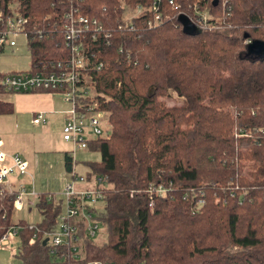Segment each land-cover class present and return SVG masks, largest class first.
Wrapping results in <instances>:
<instances>
[{"label": "trees", "instance_id": "16d2710c", "mask_svg": "<svg viewBox=\"0 0 264 264\" xmlns=\"http://www.w3.org/2000/svg\"><path fill=\"white\" fill-rule=\"evenodd\" d=\"M153 1L0 0L1 11L15 5L26 18L29 69L71 58L62 36L69 6L95 21L82 44L109 126L106 139L87 143L99 161L83 162L80 175L85 187L102 185L101 201L85 210L104 241L74 218L76 252L50 255L43 233L55 229L61 201L37 195L39 221L13 223V194L3 192L0 238L18 228L10 264H264V57L247 51L249 42L264 43V0H172L183 8L226 1L229 29L221 32L183 28L175 11L157 27L140 17L133 30L118 28L121 3ZM170 95L180 103L167 106ZM11 112L0 101V115ZM72 162L63 154L67 173ZM158 185L166 192L149 199Z\"/></svg>", "mask_w": 264, "mask_h": 264}, {"label": "built area", "instance_id": "2783aa9c", "mask_svg": "<svg viewBox=\"0 0 264 264\" xmlns=\"http://www.w3.org/2000/svg\"><path fill=\"white\" fill-rule=\"evenodd\" d=\"M184 3L186 0H183ZM206 2L207 0H203ZM160 0H154L149 7L136 5L129 7L121 3L119 10L118 28L133 30L134 21L140 17H146L147 28L157 27L171 18L170 11H175L174 16L183 28H191L195 32H221L229 29L225 23V17L229 16V7L226 1H218L217 7L201 5L199 1L187 3L183 6L167 0L166 8L158 4ZM183 8V9H182ZM62 36L66 46L70 47L71 58L65 63L42 64L37 68L34 66L24 72L9 73L0 76V89L10 94H31L35 92L57 93L62 101L67 104L64 122L61 128V139L71 145L72 151L67 154L72 159L70 180L65 182L59 192L62 203V213L57 218V225L51 232L43 233L49 254L55 255L58 249L71 247L76 252L74 244L77 242V228L72 219L80 218L85 223L84 229L90 239H94L99 231V225L93 221L92 215L86 212V206H94L102 199L100 192V180H93L91 185L85 187L82 176L74 170V153L84 151L87 143L95 139H106L109 126L105 122V112L99 109L96 92L90 72V65L83 40L86 32L96 25L94 20H89L82 15L76 7L69 6L62 16ZM27 21L15 9L10 6L7 11L0 10V50L5 44L14 47L15 43L10 40L14 35H21L25 41ZM99 28V27H98ZM41 32L37 31L36 35ZM9 41L7 42V40ZM92 39V38H91ZM101 64L97 65V69ZM34 125L44 123L42 114H37L33 119ZM28 176L26 165L18 154H7L2 150L0 143V193L13 194L14 210L19 211L26 203L27 198L36 199L37 194L33 190H26L22 183L14 182L13 179ZM79 186V187H76ZM166 189L158 185L148 189L149 199L151 195H162ZM52 195H47L49 200ZM201 202L197 205L199 206ZM151 207V202L148 205ZM17 227H12L0 238V249H7L12 257L15 256L17 248H14L13 240L16 239ZM28 229L37 230L33 225ZM34 234L29 239L31 244ZM43 239V240H44ZM73 246V247H72ZM12 247V248H10ZM87 264H102L93 261Z\"/></svg>", "mask_w": 264, "mask_h": 264}, {"label": "rangeland", "instance_id": "374dc122", "mask_svg": "<svg viewBox=\"0 0 264 264\" xmlns=\"http://www.w3.org/2000/svg\"><path fill=\"white\" fill-rule=\"evenodd\" d=\"M10 40L15 43V46L8 47L7 44L4 43L2 50H0V74L4 75L9 73L24 72L29 69V54L26 48V41L24 37L21 35H14ZM8 41L9 39L7 42ZM0 99H3V97ZM179 103L180 100L178 98H176L174 95H170L166 105L170 106ZM21 130L23 132H20ZM21 130L19 128L18 131H12V133L18 137H16L15 140L22 144H27L28 142L34 143L35 145L32 152L37 153L35 155H29V164H25L28 176H25L21 182L26 185V190H30L32 187L34 189V193L37 195L48 194L52 195L55 200H60V197L57 195L59 194L58 192H60L61 187L64 185L63 179H65V181L70 180V175L64 171L62 158L63 154L71 153V145L64 143L61 139V135H58L49 127L44 132V134L40 132V129L35 131L36 133L33 135L30 134L32 130L31 128L24 129L22 127ZM19 134L22 136H19ZM41 137L43 140L45 137V140L48 142L52 141L54 144V147L51 148V150H53L51 153L48 152V148L45 147V149H43L44 144L40 142ZM47 141L45 142L47 143ZM74 159L76 162L74 166L75 172L77 174H83L86 172V168L82 165V163L97 162L99 161V156L97 153L76 151L74 153ZM33 160L37 164H33ZM47 188L49 190H47ZM27 201L29 202L27 203ZM39 219V215L35 209V199L33 200L31 198H27L22 209L19 211L15 210L12 215L13 223H16L18 220H24L27 223H34L39 221ZM93 240L98 243L104 241V233L101 229L98 231L97 236ZM14 241L15 239L13 242ZM13 245H15L14 248H17L18 246L16 241L13 243ZM14 261L15 259L10 255V252L7 249H0V264H10Z\"/></svg>", "mask_w": 264, "mask_h": 264}, {"label": "crops", "instance_id": "0c3cea01", "mask_svg": "<svg viewBox=\"0 0 264 264\" xmlns=\"http://www.w3.org/2000/svg\"><path fill=\"white\" fill-rule=\"evenodd\" d=\"M1 97H3V99H0V101L10 103L12 106V112L9 115H0V143L2 146V150L7 154H18L21 159L24 160L25 164H29V155L37 154L32 152L35 144L32 142H28L27 144L17 142V140H15L17 135L13 134L12 131H18L19 128L21 130V128L23 127L24 129L31 128L32 130L30 134L32 135L36 133L35 131H38V129H40V132L44 134V132L49 127L52 131H55L58 135H61V128L64 122L65 112L68 109L67 104L62 101L60 95L57 93L35 92L31 94H10L3 92L0 94V98ZM37 114H42L44 118L43 124L34 125L32 123V119ZM20 132L23 131L21 130ZM19 136L22 135L19 134ZM45 141H47L45 140V137L44 140L42 139V137L40 138V142L44 144L43 149H45L46 147L49 150L48 152L51 153L53 151L51 150V148L54 147V144L52 143V141H47V143ZM34 163L37 164L33 160V164ZM85 171H87V169ZM22 179L23 178H19L16 180L13 179L12 181L22 183ZM65 182L67 181L63 179V184ZM30 190H33L34 192V189L32 187ZM47 190L49 189L47 188ZM57 196H59V194ZM28 202L29 201H27V203ZM15 241L18 244L17 238L15 239ZM14 246L15 245H13V247Z\"/></svg>", "mask_w": 264, "mask_h": 264}, {"label": "water", "instance_id": "95a60500", "mask_svg": "<svg viewBox=\"0 0 264 264\" xmlns=\"http://www.w3.org/2000/svg\"><path fill=\"white\" fill-rule=\"evenodd\" d=\"M247 51L251 56H263L264 57V43L252 41L247 45ZM46 239L42 241V245L46 244Z\"/></svg>", "mask_w": 264, "mask_h": 264}]
</instances>
